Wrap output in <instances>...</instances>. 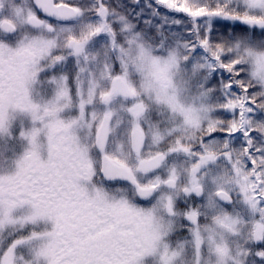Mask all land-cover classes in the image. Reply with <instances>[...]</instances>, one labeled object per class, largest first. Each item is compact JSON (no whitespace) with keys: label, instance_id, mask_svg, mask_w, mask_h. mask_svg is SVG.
<instances>
[{"label":"snow or ice","instance_id":"6c2138e0","mask_svg":"<svg viewBox=\"0 0 264 264\" xmlns=\"http://www.w3.org/2000/svg\"><path fill=\"white\" fill-rule=\"evenodd\" d=\"M120 8L0 0V264H264V0Z\"/></svg>","mask_w":264,"mask_h":264},{"label":"rangeland","instance_id":"374dc122","mask_svg":"<svg viewBox=\"0 0 264 264\" xmlns=\"http://www.w3.org/2000/svg\"><path fill=\"white\" fill-rule=\"evenodd\" d=\"M113 7H116L117 0H111ZM146 0H141L140 6H137L133 3V0H120L121 8L119 9L122 12H131L133 9H135L136 12H140L142 8H144ZM145 17L144 19H149V13L148 10L145 8ZM161 11H164L161 9ZM140 27H145L143 20L140 21ZM219 27V25H218Z\"/></svg>","mask_w":264,"mask_h":264}]
</instances>
